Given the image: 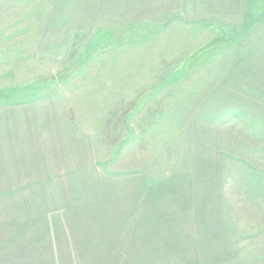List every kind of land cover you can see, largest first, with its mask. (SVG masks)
I'll return each instance as SVG.
<instances>
[{
    "label": "rangeland",
    "instance_id": "374dc122",
    "mask_svg": "<svg viewBox=\"0 0 264 264\" xmlns=\"http://www.w3.org/2000/svg\"><path fill=\"white\" fill-rule=\"evenodd\" d=\"M0 264H264V0H0Z\"/></svg>",
    "mask_w": 264,
    "mask_h": 264
}]
</instances>
